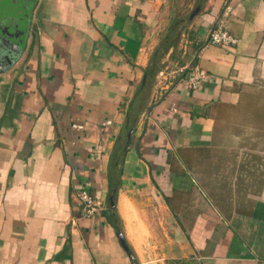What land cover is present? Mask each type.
Here are the masks:
<instances>
[{"label": "crops", "instance_id": "0c3cea01", "mask_svg": "<svg viewBox=\"0 0 264 264\" xmlns=\"http://www.w3.org/2000/svg\"><path fill=\"white\" fill-rule=\"evenodd\" d=\"M195 1L36 0L0 71V264H264V0Z\"/></svg>", "mask_w": 264, "mask_h": 264}, {"label": "flooded vegetation", "instance_id": "af4514ba", "mask_svg": "<svg viewBox=\"0 0 264 264\" xmlns=\"http://www.w3.org/2000/svg\"><path fill=\"white\" fill-rule=\"evenodd\" d=\"M36 0H0V70L17 59L32 30Z\"/></svg>", "mask_w": 264, "mask_h": 264}, {"label": "built area", "instance_id": "2783aa9c", "mask_svg": "<svg viewBox=\"0 0 264 264\" xmlns=\"http://www.w3.org/2000/svg\"><path fill=\"white\" fill-rule=\"evenodd\" d=\"M207 43L222 45V46H231L237 43V38H235L232 34H230L222 24L215 26L209 32L207 37ZM184 69L180 68L177 70L180 74H182L178 81H183L189 89H197L205 80L206 73L204 69H201L198 66H191L188 71H184ZM173 79H176V74L173 72ZM177 76V77H178ZM79 199L81 202V214L84 217H91L98 213L100 210L101 204L97 201L94 196L87 190L81 189L79 191Z\"/></svg>", "mask_w": 264, "mask_h": 264}, {"label": "trees", "instance_id": "16d2710c", "mask_svg": "<svg viewBox=\"0 0 264 264\" xmlns=\"http://www.w3.org/2000/svg\"><path fill=\"white\" fill-rule=\"evenodd\" d=\"M203 4V0H196L195 1V7L198 5ZM188 18L186 17L187 21ZM184 20H175L171 26L168 32L166 33L165 37L160 41V44L158 45L155 52L152 53L151 59H150V65L147 69V75H152L154 72L159 70L158 61L163 57L165 52L169 49V47H173L177 44L179 36L181 34V29L178 28V25ZM185 27V26H184ZM184 30V29H183ZM153 70V72H151ZM108 220L117 230L121 229V223L117 214V211L115 208H111L108 210L107 213Z\"/></svg>", "mask_w": 264, "mask_h": 264}, {"label": "water", "instance_id": "95a60500", "mask_svg": "<svg viewBox=\"0 0 264 264\" xmlns=\"http://www.w3.org/2000/svg\"><path fill=\"white\" fill-rule=\"evenodd\" d=\"M199 10H200V6H196V7L192 10V12L190 13V16H189V17L192 18L194 15L197 14V12H199ZM15 60H16V59H14L13 62H14ZM13 62H11V64H12ZM6 68H7V67H4V68H2V70L6 69ZM2 70H0V71H2ZM145 78H146V75L143 76V81H145ZM110 207H111V208H114V202H113V199H112V198H110ZM117 236H118V238H119V240H120V242H121L123 248H124L125 251L127 252L129 258L133 261V260H134V257H133V255H132V252H131V250L129 249L127 243L125 242V239H124V237H123V235H122V233H121L120 230H117ZM133 262H134V261H133ZM134 264H135V263H134Z\"/></svg>", "mask_w": 264, "mask_h": 264}, {"label": "rangeland", "instance_id": "374dc122", "mask_svg": "<svg viewBox=\"0 0 264 264\" xmlns=\"http://www.w3.org/2000/svg\"><path fill=\"white\" fill-rule=\"evenodd\" d=\"M175 1H176V3L174 5V8L176 10V15L180 16V18L182 17V18L186 19V15L188 14V12H190L189 4L188 3H183V5H181V2H180L181 0H175ZM184 26H185V21H182L178 25V28H180L181 31H182L183 29H185ZM168 69H170V68L168 67Z\"/></svg>", "mask_w": 264, "mask_h": 264}]
</instances>
